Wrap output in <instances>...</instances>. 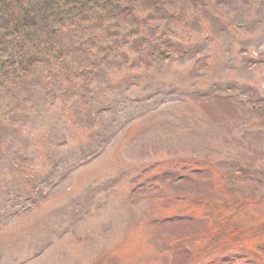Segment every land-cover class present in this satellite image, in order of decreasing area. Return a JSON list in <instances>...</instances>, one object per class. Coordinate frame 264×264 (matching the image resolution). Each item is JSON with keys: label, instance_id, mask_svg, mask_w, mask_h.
<instances>
[{"label": "rangeland", "instance_id": "rangeland-1", "mask_svg": "<svg viewBox=\"0 0 264 264\" xmlns=\"http://www.w3.org/2000/svg\"><path fill=\"white\" fill-rule=\"evenodd\" d=\"M185 2L40 109L2 100L0 264H264V0Z\"/></svg>", "mask_w": 264, "mask_h": 264}, {"label": "trees", "instance_id": "trees-1", "mask_svg": "<svg viewBox=\"0 0 264 264\" xmlns=\"http://www.w3.org/2000/svg\"><path fill=\"white\" fill-rule=\"evenodd\" d=\"M185 1L0 0V103L11 96L15 106L40 109V101L33 97L38 91L47 95L51 93L49 85L42 84L45 80L53 79L61 69L73 68V79L82 83L88 74L91 75L90 70L99 67L104 59L108 60V67H115L119 55L121 58L125 55L122 52L124 48L132 44V39L139 36L152 21L151 11L154 8L169 9L171 5L183 3L185 6ZM87 28L99 30L106 36L96 35L97 39L92 37L86 41L76 36V43L69 46L71 51L67 50V46L62 47V34L77 35L87 31ZM136 48L145 50L146 47L140 44ZM137 53L140 52L137 50ZM70 59L72 63L67 65ZM125 59L119 62L125 65L128 63ZM50 61L57 62L59 67L56 64L47 74L36 79L37 66L50 64ZM22 92L29 94L27 99L20 97ZM75 110L81 113L85 109L76 107ZM222 234L223 230L219 232L220 236ZM232 235L228 234V237Z\"/></svg>", "mask_w": 264, "mask_h": 264}, {"label": "water", "instance_id": "water-1", "mask_svg": "<svg viewBox=\"0 0 264 264\" xmlns=\"http://www.w3.org/2000/svg\"><path fill=\"white\" fill-rule=\"evenodd\" d=\"M263 193H264V191H263Z\"/></svg>", "mask_w": 264, "mask_h": 264}]
</instances>
